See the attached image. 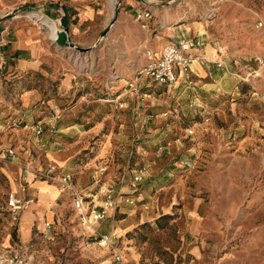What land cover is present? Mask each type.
Returning <instances> with one entry per match:
<instances>
[{
    "label": "rangeland",
    "instance_id": "1",
    "mask_svg": "<svg viewBox=\"0 0 264 264\" xmlns=\"http://www.w3.org/2000/svg\"><path fill=\"white\" fill-rule=\"evenodd\" d=\"M45 1L0 0V15L22 14L42 26L37 12L25 7ZM209 1H160L154 5L160 11L154 18L162 22L159 32H152L153 39L166 30L161 27L164 9L176 11L181 19L169 28L176 35L188 32L203 39L199 61L205 72H190L186 81L171 85L147 78L136 81L134 75L139 95L150 96L142 99L133 90L123 107L114 100L92 99H117L109 95L120 78L117 65L124 55L114 44L122 38L117 25L133 26L134 19L119 21L112 13L114 22L96 48L85 53L60 50L70 60L66 72L82 76L75 86L89 87L87 99L98 103L85 114L94 118L96 113L99 126L85 136L74 132L84 126L65 129L82 118L78 107L69 110L67 104H79L84 95H60L56 103L61 105L57 113L62 123L48 130L49 139L69 149L65 166H60L77 167L69 172L76 186L83 171L96 173L93 181L86 179L77 187L89 190L102 182L116 187L119 195L115 209L95 225L112 235V244L106 246L84 247L94 236L79 223L70 201L60 221L68 236L49 244V249L66 251L55 255L59 264H73L74 255V264H264V0H222L212 15L207 12ZM15 8L20 10L13 13ZM41 15L54 34L56 21L43 11ZM141 50L137 47L136 53ZM32 80L29 75L0 82L17 88ZM60 81L54 80L56 88ZM22 125L5 131L11 136L14 128L18 134L32 130ZM100 167L105 168L102 174ZM140 171L142 179L135 182ZM116 253L122 258L115 260Z\"/></svg>",
    "mask_w": 264,
    "mask_h": 264
},
{
    "label": "crops",
    "instance_id": "2",
    "mask_svg": "<svg viewBox=\"0 0 264 264\" xmlns=\"http://www.w3.org/2000/svg\"><path fill=\"white\" fill-rule=\"evenodd\" d=\"M51 1L58 2L63 8L69 25V36L72 42L81 48L92 47L98 41L101 32L111 23L110 18L117 5H119V21L130 19L135 21L133 26H128L124 22L121 27L117 25L118 33L122 38H118L119 41L114 44L124 55L117 65L120 78L115 81L113 87H110L109 92V95L113 97L118 96L117 99H106L107 97L103 99L97 96L98 98L92 99V102L116 101L121 98L123 101L128 93L132 92V87L128 86L135 82V65L138 67L144 62L141 53H136L137 47L151 48L155 53H159L167 43L178 41L184 36L189 37L188 32L187 35L184 33L176 35L175 31L169 28L170 23L177 22L181 16L176 11L173 14L170 13V8H166L163 11L164 22L161 24V27L166 30L160 35L156 34V38L152 39V35H154L152 32L158 31L157 26L162 22L159 18L156 20L160 11L159 7L155 8L154 5H158L162 0H46L45 2ZM142 9H149L153 12V17L149 20L151 28L148 30L141 29L140 22L135 18L136 13ZM42 11L51 17L48 10ZM2 16L4 19L0 21V59L2 57L5 59L6 68L0 71V80L14 81L29 75L34 80L27 86L19 85L17 88L5 87L0 82V232L2 231L0 249L8 247L10 243L30 244L32 241L29 253L32 254L34 264H59L55 255H65L66 251L57 252L52 248L49 249V244H54L63 236H68L63 233L64 226L60 221H63L64 212L69 209L71 199L67 193L60 194L54 183L45 179L33 178L30 174L26 177L21 166L29 164L37 168L46 159L54 160L65 172H76L77 167H75L76 169L69 167L70 170H66L60 166V164L65 166L66 161L63 158L68 155L69 149L62 150L61 143L49 139L51 133L48 130L51 131L54 125L62 123L61 117L57 113L61 105L56 103V99L60 95L66 96L65 94L69 97L72 92L84 95L79 104H72V102L67 104L69 110L78 107L82 118L65 129L70 130L74 126H84L82 132L78 129L74 131L78 132L80 136H85L98 128L97 119L99 118L96 117L98 115L95 116V113L94 118H91L85 114L87 110L91 109V106L96 107L98 103H90L87 99L89 87L75 86L77 76L80 78L82 76L70 73V71L66 72L65 68L68 67L69 63L67 62L70 60L60 51L62 48L55 46L43 26L22 14L8 17V14L4 13L0 15V17ZM154 16L156 17L154 18ZM39 18L41 19L40 14ZM51 22L53 23V21ZM55 23L59 26L57 21ZM149 30L151 31L149 32ZM203 47L204 45L194 50L193 53L202 55ZM131 61L135 64H131ZM191 68V74L205 72L199 60H194ZM7 71H11V73ZM56 78L61 79L60 86L57 88L54 86ZM8 95L10 97L12 95V99ZM12 121L28 125L38 122L43 126L44 131L41 135H36L32 130L18 134V129L14 128V135L10 136L8 131H5V127L11 126ZM7 148H13L16 153L15 157L12 158L6 153ZM95 177L96 173L92 174L85 170L79 174L80 181L77 186L84 184L86 179L92 178L93 181ZM95 183L92 184L94 188L96 187ZM91 188L89 190H92ZM10 191L32 196L36 200L20 214V218L15 224L10 223L7 213L4 211L5 198ZM78 220L83 225L80 219ZM45 222L52 223L50 229L45 227ZM9 228L13 230L12 234ZM69 229L70 227H68V231ZM46 235H50L51 238L47 239ZM73 259L76 260H73L76 263L78 256L74 255Z\"/></svg>",
    "mask_w": 264,
    "mask_h": 264
},
{
    "label": "built area",
    "instance_id": "3",
    "mask_svg": "<svg viewBox=\"0 0 264 264\" xmlns=\"http://www.w3.org/2000/svg\"><path fill=\"white\" fill-rule=\"evenodd\" d=\"M164 1L171 3L175 0ZM221 1L222 0H210L207 12L212 15L217 10L216 5ZM152 17L153 12L149 9L139 10L135 16L140 22V27L143 30H148L150 28L149 20ZM203 45L204 41L199 36H184L178 41L167 43L159 53H155L151 48H140L142 49L140 53L144 62L136 68L135 80L147 78L152 82L164 85H171L180 79L186 81L191 72L193 61L203 59L201 55H195L193 51L201 48ZM5 63V59L2 57L0 59V70L5 66ZM135 84H137V82H134L133 85L129 84V87H132V91L134 90V93L139 95V87ZM149 96L150 94L147 92L139 95L142 99ZM115 102L116 106H126V103L121 100H116ZM11 124L13 126L19 125L17 121H12ZM22 127H30L36 135L44 131L43 126L38 122L34 125L24 123ZM191 132L192 129H188V133ZM6 153L12 158L16 155L13 148H7ZM21 169L26 177L30 174L33 178L45 179L48 182L56 184L60 194L67 193L69 195L76 216L83 225L91 230V235L94 236V240L85 242L84 247L88 248L92 244H97L99 246L112 244V235L99 232L95 229V225L107 216L108 211L115 209L117 206L116 197L119 195V192L116 187L101 182L94 190L79 188L73 183L71 173L61 170V168L52 161H45L37 168L29 164L22 165ZM104 171V167L98 169L100 174L104 173ZM141 179V171L133 177L135 182H139ZM125 200L129 201L128 197ZM35 202L36 200L32 196L18 194L14 191L8 192L5 198L4 211L7 213L10 223L12 222V224H15L18 222L20 214ZM51 225L52 223L45 222V227L47 229H50ZM46 237L47 239L51 238L50 235H46ZM30 248V244L16 242L13 246L0 249V264H34L32 254L31 252L29 253L31 250ZM114 256L115 260L122 258L119 253L114 254Z\"/></svg>",
    "mask_w": 264,
    "mask_h": 264
},
{
    "label": "water",
    "instance_id": "4",
    "mask_svg": "<svg viewBox=\"0 0 264 264\" xmlns=\"http://www.w3.org/2000/svg\"><path fill=\"white\" fill-rule=\"evenodd\" d=\"M175 1H177V0H175ZM166 3L167 2H165V4ZM118 6L119 5H117L115 7V9L113 10V15L115 17L118 14ZM25 8L29 11L33 10V11H37V12L42 11V10H48L51 14L50 18L57 21L58 25H59L57 31L55 32L54 38H53V42L55 43V46L60 47V48H72L75 51L80 52V53L89 52V51L93 50L94 48H96L99 40L103 39V37L107 33V30L109 27V25H107V27L101 32L98 41L94 45H92V47L81 48L72 42V40L69 36V25H68L67 17L63 11V8L61 7V5L58 2L51 1V2L44 3L41 6H27ZM19 10H20V8H15V9H13V13L18 12ZM5 16H7V15H5ZM3 19H4V16L0 17V21H2ZM112 22H114V19L111 20V23Z\"/></svg>",
    "mask_w": 264,
    "mask_h": 264
},
{
    "label": "bare ground",
    "instance_id": "5",
    "mask_svg": "<svg viewBox=\"0 0 264 264\" xmlns=\"http://www.w3.org/2000/svg\"><path fill=\"white\" fill-rule=\"evenodd\" d=\"M33 12H37V11H33ZM37 14L39 15H41V11H38L37 12ZM49 17V16H48ZM41 19L43 20V22H42V26L45 28V29H47L48 30V33L49 34H51V35H53L52 37L54 38V35H55V33L53 34L52 32H51V30H52V27L49 25V23H47V21L45 20V18L41 15Z\"/></svg>",
    "mask_w": 264,
    "mask_h": 264
}]
</instances>
